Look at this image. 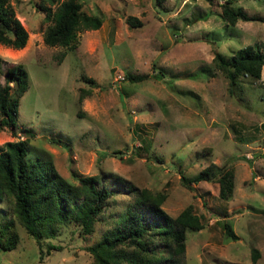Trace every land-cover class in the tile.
Here are the masks:
<instances>
[{"label": "rangeland", "instance_id": "obj_1", "mask_svg": "<svg viewBox=\"0 0 264 264\" xmlns=\"http://www.w3.org/2000/svg\"><path fill=\"white\" fill-rule=\"evenodd\" d=\"M39 1L10 0L28 38L20 49L0 44V58L3 67L22 64L29 85L14 133L0 131V149L27 138L28 159L50 160L72 184L99 175L114 193L91 234L73 221L56 224L42 239L43 250L55 248L42 258L15 221L19 243L0 249V264H93L88 247L132 201L129 184L164 194L170 216L192 205L203 228L186 231L181 264H264V66L259 79L239 76L231 87L213 61L255 43L264 51V0H231L255 18L233 25L221 15L226 0H78L101 25L78 32L73 48L43 42ZM128 16L141 25L129 26ZM128 74L149 77L130 82ZM210 163L233 169L227 200L215 180L181 181ZM10 216L0 203V219Z\"/></svg>", "mask_w": 264, "mask_h": 264}, {"label": "trees", "instance_id": "obj_2", "mask_svg": "<svg viewBox=\"0 0 264 264\" xmlns=\"http://www.w3.org/2000/svg\"><path fill=\"white\" fill-rule=\"evenodd\" d=\"M155 1L161 5L164 0ZM231 2L226 0V5L222 6L224 21L233 25L237 20L255 19L240 9H233L229 6ZM37 7L44 13L42 23H48L43 31V42L49 46L73 48L78 32L101 25V18L83 12L78 0H40ZM126 22L131 27L141 25L134 16H128ZM27 38L28 32L16 17L10 0H0V44L20 49ZM213 61L232 87L239 76L260 78L264 51L255 43L239 48L228 58L216 52ZM2 63L0 58V131L7 129L14 133L19 99L29 85L28 74L20 63L6 67ZM148 77V74L126 75L130 82ZM28 147L29 141L23 138L7 141L0 149V203L11 212L10 217L0 219V249L12 250L19 243L17 221L35 239L42 258L44 253L55 248L47 243L43 250L42 239L54 235L56 224L73 221L81 226L83 234H91L114 191L99 175L79 176L78 184L70 183L50 160L28 159ZM233 178V169L210 163L192 177L181 176V181L189 186L215 180L219 198L227 200L232 196ZM125 186L132 194V201L113 217L111 227L101 239L88 247L93 264H181L186 231L203 228L192 205L170 216L161 208L164 194H153L130 184ZM222 226L230 239H238L229 223L224 222ZM257 256L258 251L253 249V258Z\"/></svg>", "mask_w": 264, "mask_h": 264}, {"label": "built area", "instance_id": "obj_3", "mask_svg": "<svg viewBox=\"0 0 264 264\" xmlns=\"http://www.w3.org/2000/svg\"><path fill=\"white\" fill-rule=\"evenodd\" d=\"M121 79H124V77L122 76V77H120Z\"/></svg>", "mask_w": 264, "mask_h": 264}]
</instances>
